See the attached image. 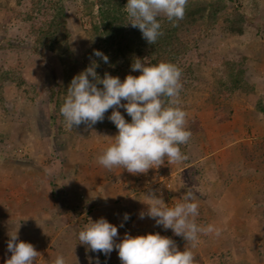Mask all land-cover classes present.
I'll return each instance as SVG.
<instances>
[{
	"label": "rangeland",
	"instance_id": "374dc122",
	"mask_svg": "<svg viewBox=\"0 0 264 264\" xmlns=\"http://www.w3.org/2000/svg\"><path fill=\"white\" fill-rule=\"evenodd\" d=\"M225 1L227 10L237 6L249 16L244 33L227 34L219 18L212 28L202 27L199 43L180 64V106L196 129L189 142L181 145L187 159L180 163L165 159L147 173H129L126 183L112 182L115 188L123 186L112 194L104 191L98 176L88 174L91 185L83 186L85 165L80 171L75 160L87 161L88 154L90 158L104 150L118 130L84 124L68 129L64 118L52 122L57 91L70 85L65 66L53 52L33 46L23 20L30 1L0 0V264L11 256L7 243L15 232L19 241L31 243L40 254L35 264H53L58 255L68 264H97V258L105 264L99 253L79 242L78 233L89 218L104 217L117 226V243L126 232L162 235L169 229L147 216L149 191L169 206L193 191L199 203V225L221 230L219 236L202 234L206 239H198L192 249L197 264H264V0ZM93 4L94 0H63L70 49L78 60L90 54L97 42L92 30L97 23V8H90ZM221 57L230 59L232 72L243 71L248 88L229 89L227 98L215 106L209 96L218 79L230 88L231 69L220 63ZM22 167L35 175V189L41 187L37 182H50L51 190L45 196L39 194L36 210L21 204L24 185L13 184L8 191L1 186L5 184L2 173H22ZM78 172L81 177L71 179L70 174ZM52 173L70 174L60 178L62 185L54 190ZM153 173L161 175L155 185ZM125 213L130 217L127 221ZM200 215L205 219L199 220ZM106 260L121 264L118 250Z\"/></svg>",
	"mask_w": 264,
	"mask_h": 264
},
{
	"label": "clouds",
	"instance_id": "9594fccd",
	"mask_svg": "<svg viewBox=\"0 0 264 264\" xmlns=\"http://www.w3.org/2000/svg\"><path fill=\"white\" fill-rule=\"evenodd\" d=\"M187 3L188 0H127L124 8L128 23L138 28L142 38L153 45L163 34L158 18L166 17L175 26L184 18ZM94 55L102 58L104 63L109 62V58L99 50H94ZM97 66L93 64L73 77L60 113L68 129L81 124L91 128L102 122L105 113L112 109L108 119L118 132L98 156V163L109 170L120 167L136 175L159 167L165 159L169 163L186 160L181 145H186L193 133L186 126L188 114L180 106L182 70L171 62L151 64L147 59L137 58L131 69L141 74H129L121 81L107 72L101 79L95 71ZM120 108L131 117L130 122L118 110ZM148 199L147 216L154 219L156 225L171 229L176 236L187 241L183 251L171 238L158 232L137 236L126 232L117 243L118 228L104 217L96 221L89 218L78 233L79 242L92 252L105 256L118 250L121 264H197L192 249L199 234L219 236L221 230L213 225L201 227L196 223L195 217L199 214L196 194L187 191L182 202L174 206L166 204L153 191L148 192ZM139 217L143 219L145 213L141 212ZM129 218V214L125 213L124 221ZM123 226L121 223L120 227ZM7 249L11 256L5 264H35L40 255L31 243L19 241L17 232L10 235ZM53 264L68 262L63 255H58Z\"/></svg>",
	"mask_w": 264,
	"mask_h": 264
},
{
	"label": "trees",
	"instance_id": "16d2710c",
	"mask_svg": "<svg viewBox=\"0 0 264 264\" xmlns=\"http://www.w3.org/2000/svg\"><path fill=\"white\" fill-rule=\"evenodd\" d=\"M20 1L17 0V2ZM29 1V10L23 15V20L29 26L31 42L36 49L43 48L56 55L58 61L65 66V80L69 83L74 76L93 66V64L98 65L95 67V71L101 79L106 72L112 76L119 77L121 81L129 74L139 76L141 74L139 71L133 72L131 69L132 63L137 58L141 60L147 59L151 64H158L161 61L171 62L180 68L181 60L185 54L196 48L199 43L202 27L212 28L220 18L224 21V30L227 34L242 35L250 19L237 6L230 9V11L227 10L225 0H188L184 18L177 21L175 26L166 17L161 16L158 18L163 34L158 37L155 44L149 45L142 38L140 30L128 23L129 18L124 9L126 0H94V4L90 6V8L93 6L97 8V23L92 26L97 41L94 45V50H99L109 58V62L104 63L102 58L94 55V50L81 60L76 59L74 56L69 44V33L66 24L67 14L63 6V0ZM226 11L229 12L222 17L221 15ZM222 62L231 69L229 58L221 57L220 63ZM232 70L228 72L230 88L227 87L224 81L218 79V81L216 80L218 85L210 89L209 100L215 106L220 104L221 98L222 100L227 98L229 89L233 91L240 87L243 89L248 88V84L243 77V71L238 69L236 72H232ZM2 79H5V76ZM89 79L91 80V77ZM22 81V79L20 82L17 81V86H20ZM68 86L66 84L64 89L57 91L55 98V117H57H52V122L56 121V119L58 120V118L60 120L63 119L60 107L67 96ZM98 87H102V85H98ZM50 95L52 98L54 93ZM122 103H126V101H122ZM118 110L126 121H131V117L128 116L123 108ZM227 111L230 113V109ZM111 112L112 109H109L105 113L104 120L97 122L93 126L99 129L118 130L114 123L108 119ZM189 123L187 122V128L191 132L196 130L195 126ZM51 194L54 196V191H51ZM201 219L205 218L201 216L199 220ZM205 222L207 223V220ZM196 223L199 225L198 219ZM162 236L171 238L181 251L187 244V241L181 236H176L171 229L162 232ZM202 236V233L199 234V238H202ZM202 239L206 238L203 237ZM99 255L105 261V264H112L113 261L106 260L107 256L103 253H99Z\"/></svg>",
	"mask_w": 264,
	"mask_h": 264
},
{
	"label": "crops",
	"instance_id": "0c3cea01",
	"mask_svg": "<svg viewBox=\"0 0 264 264\" xmlns=\"http://www.w3.org/2000/svg\"><path fill=\"white\" fill-rule=\"evenodd\" d=\"M102 152H103V149H101V151L96 153L93 157L91 155L90 158H88V156H89V154H88L87 159H86L87 161L83 160L84 158L80 157L81 158L80 161L77 162L75 160V162H76L78 169L80 171L83 168V167H81V165L82 164L85 165L84 176H86V177H84L82 179V182H81L83 186H85V187L89 186L90 187L91 182H92V178H95V176H98V177H101V179H102V182H103L102 187L104 188V191L106 189L109 192H112V194H113V192H117L119 189H122L123 186H121V188H115L112 185V182L120 181L121 183H126L127 180H129V178H130L129 173H126L125 172L126 170H124L123 168H120V167H114L113 169L109 170V169H106L105 167L101 166L98 163L97 158L100 154H102ZM76 157L78 158V155ZM80 162H83V163H80ZM12 170L13 169H11L10 171H12ZM89 170H91V171H89ZM21 172L22 173H2L3 174L2 177H4L5 181L3 180L1 183L5 182V184H2L1 186H3V188L4 187L7 188V191H8V188H10V186L13 187V184H15L17 186L19 184L24 185L26 187V194H24L23 197H21V204L22 205L24 204L25 206H28V207H30L31 205L33 207L35 206L34 210H36L37 207H39V203H41L40 202L41 198L39 197V194L42 193L45 196L47 190L49 189L47 187V184H49L50 182L46 179H44L40 182H37L38 185H41V187L37 188L38 189L37 190L34 187L35 175L32 173H25L26 171L23 170V167L21 169ZM81 173L78 172L75 175L70 174V173H67V174L64 173V175L62 173H52L53 174V180H52L53 189L55 190V189H59L61 187L62 182H63L62 179L65 177V174L67 176L70 174L71 179L74 177L77 180V176L80 174L79 176L81 177ZM88 174L92 176V178H90L89 180L87 178L89 176ZM36 178H38V177H36ZM60 178H62V179H60ZM76 180H75V182H76ZM99 180L100 179H98V181ZM30 188H31V190H30ZM49 190H51V188ZM7 191L5 193H8ZM231 224H233L232 221H231Z\"/></svg>",
	"mask_w": 264,
	"mask_h": 264
},
{
	"label": "built area",
	"instance_id": "2783aa9c",
	"mask_svg": "<svg viewBox=\"0 0 264 264\" xmlns=\"http://www.w3.org/2000/svg\"><path fill=\"white\" fill-rule=\"evenodd\" d=\"M153 174L155 176L157 175L156 178L155 179H152V181H151L153 183L152 185H155V184H157L158 182L161 181V178H160L161 175H159L158 173H153Z\"/></svg>",
	"mask_w": 264,
	"mask_h": 264
}]
</instances>
